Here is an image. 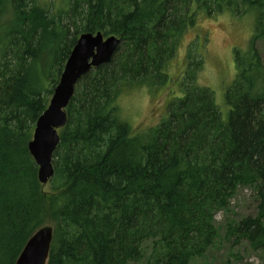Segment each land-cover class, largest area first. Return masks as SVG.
I'll list each match as a JSON object with an SVG mask.
<instances>
[{
  "label": "trees",
  "instance_id": "obj_1",
  "mask_svg": "<svg viewBox=\"0 0 264 264\" xmlns=\"http://www.w3.org/2000/svg\"><path fill=\"white\" fill-rule=\"evenodd\" d=\"M57 3L0 0V264H16L45 226L54 228L47 264H193L216 246V217L240 188L253 190L256 210L227 235L264 251V0ZM223 13L255 17L250 50L236 55L228 119L198 85L204 62L190 52L167 119L134 134L118 98L167 83L185 34ZM84 33L122 43L76 86L46 192L28 145ZM207 43L200 34L189 48L203 57Z\"/></svg>",
  "mask_w": 264,
  "mask_h": 264
},
{
  "label": "rangeland",
  "instance_id": "obj_2",
  "mask_svg": "<svg viewBox=\"0 0 264 264\" xmlns=\"http://www.w3.org/2000/svg\"><path fill=\"white\" fill-rule=\"evenodd\" d=\"M59 3L60 0L54 6L55 9L58 8ZM254 31L255 17L253 14L238 18L232 13H223L214 19L200 20L194 30L185 34L174 59L166 65L164 71L166 76L169 75L168 82L155 88L145 86L126 89L116 103L119 119L127 123L134 134L148 131L166 120L169 104L183 94L182 78L188 70L185 62L187 54L192 52L197 61L203 59L204 62L197 72L198 85L208 87L213 91L223 118L227 120L230 107L226 103V93L237 78L236 55L238 51L249 52L250 40ZM200 34L202 37L208 35L207 48L203 57L194 51V48L193 51L189 48ZM258 49L264 61L263 41L258 43ZM45 86L49 87V81ZM44 190L48 192L49 185H45ZM255 210L253 190L240 188L232 200L230 212L220 213L216 217L219 233L216 246L205 259H198L193 264H264V251L254 252L247 242L237 243L235 238H229L227 235V226L230 222L241 221L254 214ZM134 264H148V262Z\"/></svg>",
  "mask_w": 264,
  "mask_h": 264
},
{
  "label": "water",
  "instance_id": "obj_3",
  "mask_svg": "<svg viewBox=\"0 0 264 264\" xmlns=\"http://www.w3.org/2000/svg\"><path fill=\"white\" fill-rule=\"evenodd\" d=\"M116 36L105 38L102 33L82 34L60 76L47 110L39 118L28 149L38 166L41 185L54 177L53 156L60 143L59 130L68 122L67 108L76 86L93 69L110 63L121 44ZM54 237V228L45 226L27 242L16 264H47Z\"/></svg>",
  "mask_w": 264,
  "mask_h": 264
},
{
  "label": "bare ground",
  "instance_id": "obj_4",
  "mask_svg": "<svg viewBox=\"0 0 264 264\" xmlns=\"http://www.w3.org/2000/svg\"><path fill=\"white\" fill-rule=\"evenodd\" d=\"M109 37H111V36H109ZM109 37H107V38H109ZM0 42H1V41H0ZM64 128H65V127H64ZM64 128H62V129H64ZM62 129L59 130V134H60V131H61Z\"/></svg>",
  "mask_w": 264,
  "mask_h": 264
}]
</instances>
